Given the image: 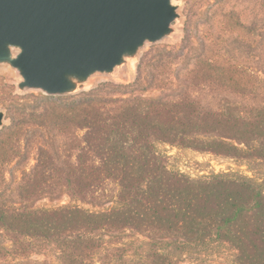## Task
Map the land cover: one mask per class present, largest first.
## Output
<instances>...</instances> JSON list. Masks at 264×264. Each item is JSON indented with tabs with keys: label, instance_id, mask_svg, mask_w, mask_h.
I'll return each mask as SVG.
<instances>
[{
	"label": "trees",
	"instance_id": "1",
	"mask_svg": "<svg viewBox=\"0 0 264 264\" xmlns=\"http://www.w3.org/2000/svg\"><path fill=\"white\" fill-rule=\"evenodd\" d=\"M187 48L174 95L119 91L140 87L142 71L132 85L105 83L69 97H42L0 133V243H12L0 244V264L8 258L24 264L17 260L49 250L58 264H116L100 257L103 236L129 230L150 243L169 237L245 243L249 236L264 243L258 187L224 175L193 180L170 170L160 149L264 157V0H218L188 31ZM32 156L35 164L28 167ZM110 184L118 187L113 207L90 211L77 204L108 197ZM64 195L74 204L35 206ZM152 257L161 264L163 254H148L145 264Z\"/></svg>",
	"mask_w": 264,
	"mask_h": 264
},
{
	"label": "water",
	"instance_id": "2",
	"mask_svg": "<svg viewBox=\"0 0 264 264\" xmlns=\"http://www.w3.org/2000/svg\"><path fill=\"white\" fill-rule=\"evenodd\" d=\"M175 0H0V68L17 91L72 96L134 71L143 49L179 29ZM6 113L0 108V129Z\"/></svg>",
	"mask_w": 264,
	"mask_h": 264
},
{
	"label": "rangeland",
	"instance_id": "3",
	"mask_svg": "<svg viewBox=\"0 0 264 264\" xmlns=\"http://www.w3.org/2000/svg\"><path fill=\"white\" fill-rule=\"evenodd\" d=\"M218 0H175L180 5L181 20L175 23L179 29L172 38L165 39L154 45H147L142 52L139 63L134 67L133 72L123 68L118 70L114 76L101 77L97 80L94 88L105 83L119 85H132L143 71V83L140 87L129 86L126 89H119L120 92H141L147 97L159 98L164 95H174L180 89L176 78L179 70L183 67L184 58L182 54L190 55V49H184L188 37V31L192 30L198 21L203 20L213 4ZM195 47L197 39L195 30L191 34ZM142 59L147 61V66L140 65ZM20 78L11 69L0 68V108L6 113L5 125L0 133L6 129L13 128L22 110L30 112L42 102V97H48L41 90L31 89L25 92L17 91V83ZM171 84L166 90L156 88V83ZM93 88V89H94ZM90 91V90H89ZM88 92V91H86ZM80 94V93H79ZM77 95V94H76ZM73 96V95H72ZM69 97V96H51ZM239 102V99H231ZM247 150V147L239 145ZM160 149L168 156V167L174 172L181 173L193 180H201L214 175H224L231 179L243 178L258 187L264 195V157L259 158L248 154H236L235 156L217 155L207 152H199L170 145H161ZM33 156L30 157L28 167L35 164ZM10 180V174L7 172ZM118 187L110 184L107 187L108 197H100L95 203H77L83 209L90 211H102L115 205V194ZM74 204L68 195L59 198H43L35 203L36 208H56L64 205ZM250 226L253 219L250 217ZM248 225V224H247ZM236 231V227L231 228ZM248 230V226H244ZM103 247L100 257L106 258L107 262L116 264H145L147 256L157 254L163 258L161 264H264V243H259L250 236L244 239L245 243H221L209 241L207 243H178L184 240L176 238H164L158 243H150V240L132 230L104 234ZM6 248L11 244L6 241L0 243ZM159 252V254H158ZM57 253L49 250L47 255L30 252L17 262L24 264H37L47 261L48 264H58ZM149 261V259H148ZM15 262L13 258L2 261V264ZM158 264L159 259L151 258L152 264ZM150 263V264H151Z\"/></svg>",
	"mask_w": 264,
	"mask_h": 264
}]
</instances>
